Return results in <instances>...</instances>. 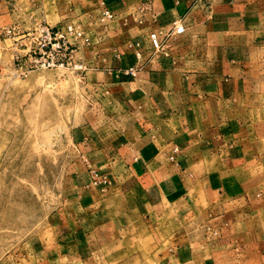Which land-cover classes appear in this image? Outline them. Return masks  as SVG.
<instances>
[{
  "label": "crops",
  "instance_id": "1",
  "mask_svg": "<svg viewBox=\"0 0 264 264\" xmlns=\"http://www.w3.org/2000/svg\"><path fill=\"white\" fill-rule=\"evenodd\" d=\"M146 1L153 15L123 25ZM101 8L116 14L105 25ZM40 21L76 22L89 37L76 53L83 107L66 123L71 154L44 226L0 264H88L104 252L264 264V0H0L5 55ZM178 21L184 31L154 50L150 34L162 39ZM9 26L17 35L1 38ZM131 65L134 76L123 72Z\"/></svg>",
  "mask_w": 264,
  "mask_h": 264
},
{
  "label": "rangeland",
  "instance_id": "2",
  "mask_svg": "<svg viewBox=\"0 0 264 264\" xmlns=\"http://www.w3.org/2000/svg\"><path fill=\"white\" fill-rule=\"evenodd\" d=\"M65 22L68 21L57 24ZM4 28L1 38H12ZM2 47L0 205L11 204L15 209L9 214L0 210V253L24 246L44 226L41 217L53 204V192L62 186L65 163L71 154L64 140L66 123L71 112L83 107L84 98L82 70L36 69L26 76L15 75L21 70L17 64L24 61L23 45L16 46L21 52L14 49L6 55ZM57 75H74L76 79L70 84L57 83ZM40 203L44 209L35 207ZM107 254L104 252L106 256L102 258L99 254L88 264H146L143 259H117ZM147 262L152 264V260ZM76 264L85 261L78 260Z\"/></svg>",
  "mask_w": 264,
  "mask_h": 264
},
{
  "label": "built area",
  "instance_id": "3",
  "mask_svg": "<svg viewBox=\"0 0 264 264\" xmlns=\"http://www.w3.org/2000/svg\"><path fill=\"white\" fill-rule=\"evenodd\" d=\"M115 13L108 8H101L96 20L105 25L115 17ZM153 15L151 3L146 1L137 6L132 12L122 19V24L131 22L142 23L147 16ZM185 29L183 23L176 22L168 34L159 39L155 33L150 34L153 49L165 53L166 40L171 33H181ZM12 38L17 34L12 26L4 28ZM23 42V62L17 64L21 70L15 75L26 76L31 70L36 69H70L82 70V66L76 59V53L84 46L90 44V39L85 30L76 22H65L63 24L51 25L47 22H35L34 25L20 33ZM135 54L139 57L140 50ZM135 65L128 66L123 72L134 76L137 71ZM178 148L175 147L174 150ZM173 159L174 156H169ZM90 177L94 183L106 182L96 170H89Z\"/></svg>",
  "mask_w": 264,
  "mask_h": 264
}]
</instances>
